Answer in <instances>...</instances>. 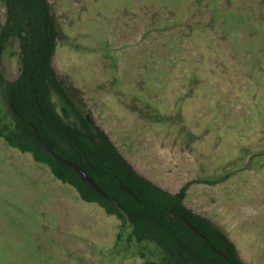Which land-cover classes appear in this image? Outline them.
Returning <instances> with one entry per match:
<instances>
[{
    "label": "rangeland",
    "instance_id": "1",
    "mask_svg": "<svg viewBox=\"0 0 264 264\" xmlns=\"http://www.w3.org/2000/svg\"><path fill=\"white\" fill-rule=\"evenodd\" d=\"M48 2L52 66L81 114L142 175L171 192L188 184L185 203L264 264V0ZM6 21L0 0V32ZM21 70L14 37L0 75ZM11 117L0 82V126ZM131 231L0 136V264H154L161 249Z\"/></svg>",
    "mask_w": 264,
    "mask_h": 264
},
{
    "label": "trees",
    "instance_id": "2",
    "mask_svg": "<svg viewBox=\"0 0 264 264\" xmlns=\"http://www.w3.org/2000/svg\"><path fill=\"white\" fill-rule=\"evenodd\" d=\"M4 1L7 21L0 48L20 37L22 70L13 81L0 75L12 114L10 122L0 126V136L48 165L57 179L115 215L121 226L130 223V240L157 244L162 255L154 264H246L225 230L185 203L188 184L171 192L139 173L95 119L74 105L52 66L59 32L48 0ZM52 90L70 109L65 105L58 111ZM72 111L77 124L68 121ZM67 160L83 168L95 185Z\"/></svg>",
    "mask_w": 264,
    "mask_h": 264
},
{
    "label": "water",
    "instance_id": "3",
    "mask_svg": "<svg viewBox=\"0 0 264 264\" xmlns=\"http://www.w3.org/2000/svg\"><path fill=\"white\" fill-rule=\"evenodd\" d=\"M67 163L69 165H71L73 168H75L82 176H84L87 180H89L93 185H95L94 181L89 177V175L86 173V171L81 168L80 166H78L75 162L71 161V160H67ZM124 189H126L127 191H129L128 188H126L125 186H123ZM130 192V191H129ZM186 223L190 226V228L196 233V234H199V235H202L204 236V234L199 231L197 228H195L194 226H192L191 224H189L187 221Z\"/></svg>",
    "mask_w": 264,
    "mask_h": 264
},
{
    "label": "crops",
    "instance_id": "4",
    "mask_svg": "<svg viewBox=\"0 0 264 264\" xmlns=\"http://www.w3.org/2000/svg\"><path fill=\"white\" fill-rule=\"evenodd\" d=\"M201 214V213H200ZM203 215V214H202ZM205 216V215H204ZM207 217V216H206ZM209 218V217H208ZM209 219H211V218H209ZM212 221H214L213 219H211ZM215 222V221H214ZM216 223V222H215ZM217 224V223H216ZM219 225V224H218ZM220 226V225H219ZM221 227V226H220Z\"/></svg>",
    "mask_w": 264,
    "mask_h": 264
}]
</instances>
